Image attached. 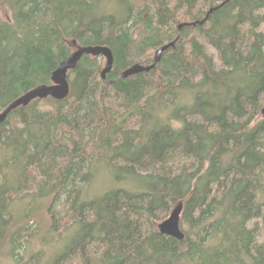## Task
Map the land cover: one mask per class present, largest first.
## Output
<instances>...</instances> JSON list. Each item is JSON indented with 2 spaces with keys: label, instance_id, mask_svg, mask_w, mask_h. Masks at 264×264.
Returning a JSON list of instances; mask_svg holds the SVG:
<instances>
[{
  "label": "trees",
  "instance_id": "trees-1",
  "mask_svg": "<svg viewBox=\"0 0 264 264\" xmlns=\"http://www.w3.org/2000/svg\"><path fill=\"white\" fill-rule=\"evenodd\" d=\"M0 8V112L78 46L113 57L103 79L105 58L82 55L65 98L0 121V264H264V0ZM41 199L50 229L31 250ZM179 201L182 239L156 228Z\"/></svg>",
  "mask_w": 264,
  "mask_h": 264
},
{
  "label": "water",
  "instance_id": "water-1",
  "mask_svg": "<svg viewBox=\"0 0 264 264\" xmlns=\"http://www.w3.org/2000/svg\"><path fill=\"white\" fill-rule=\"evenodd\" d=\"M146 2L148 0H141ZM227 1V0H225ZM224 3V2H223ZM221 3L220 5H222ZM219 5V6H220ZM219 6L209 8L208 12L206 13L205 17L199 21H192V22H182L178 25V31L183 26H195L196 24H202L206 21L208 14L211 13L213 10L217 9ZM74 43V41H73ZM173 41L164 44L161 46L156 52L153 62L150 65H142L139 63H135L125 69L121 74L120 77H127L129 75L148 71L152 69L155 64L159 61L162 52L167 49L169 46L173 45ZM84 54H91L95 56H102L105 58V66L101 71V77L104 79L105 74L108 73L113 64V57L110 50L105 46H78L74 51H72L66 59L62 60L55 70L51 74V84H40L32 88L31 90L25 92L21 96L17 97L16 99L12 100L1 112H0V121L3 120L8 113L20 106L26 105L31 100L38 98L43 99L47 96H51L55 99H63L68 95L69 85L67 81V71L74 68L77 61L81 58ZM261 118H264V105L260 110ZM182 201H179L169 212L168 216L157 223L156 228L157 230L166 235L173 236L177 239L183 238V233L179 228V221H180V214L182 211Z\"/></svg>",
  "mask_w": 264,
  "mask_h": 264
},
{
  "label": "rangeland",
  "instance_id": "rangeland-1",
  "mask_svg": "<svg viewBox=\"0 0 264 264\" xmlns=\"http://www.w3.org/2000/svg\"><path fill=\"white\" fill-rule=\"evenodd\" d=\"M0 15L2 17H8L9 12L8 10L4 8H0ZM99 188H102V187L100 186ZM34 206L35 208L33 211V216L31 217V220H29V222L26 224L25 227H26V232L28 233L27 242H28V245L30 244L29 245V247H31L30 249L38 250L37 247L35 248V246L37 245H33V242L35 241L36 243L37 241H40L42 232L48 230V233H49L52 216L49 211V207H50L49 200L47 199L38 200L36 205L35 203L33 204V207Z\"/></svg>",
  "mask_w": 264,
  "mask_h": 264
},
{
  "label": "bare ground",
  "instance_id": "bare-ground-1",
  "mask_svg": "<svg viewBox=\"0 0 264 264\" xmlns=\"http://www.w3.org/2000/svg\"><path fill=\"white\" fill-rule=\"evenodd\" d=\"M176 41V40H175ZM93 56V55H92ZM112 70V69H111ZM69 102V101H68Z\"/></svg>",
  "mask_w": 264,
  "mask_h": 264
}]
</instances>
